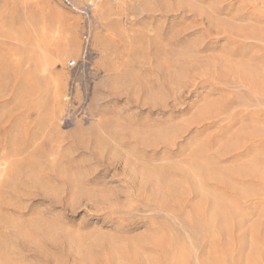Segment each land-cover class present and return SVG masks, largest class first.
Wrapping results in <instances>:
<instances>
[{"label":"rangeland","instance_id":"obj_1","mask_svg":"<svg viewBox=\"0 0 264 264\" xmlns=\"http://www.w3.org/2000/svg\"><path fill=\"white\" fill-rule=\"evenodd\" d=\"M66 1L0 0V264H264V0Z\"/></svg>","mask_w":264,"mask_h":264},{"label":"built area","instance_id":"obj_2","mask_svg":"<svg viewBox=\"0 0 264 264\" xmlns=\"http://www.w3.org/2000/svg\"><path fill=\"white\" fill-rule=\"evenodd\" d=\"M69 3V1H66ZM91 32L86 29L81 37V48L77 58L68 61V74L65 101L68 109L63 118V124L76 122L90 123L93 120L90 103L92 85L96 80L93 69L94 59Z\"/></svg>","mask_w":264,"mask_h":264},{"label":"bare ground","instance_id":"obj_3","mask_svg":"<svg viewBox=\"0 0 264 264\" xmlns=\"http://www.w3.org/2000/svg\"><path fill=\"white\" fill-rule=\"evenodd\" d=\"M69 32H70V34H69L68 37H66L65 42L63 43L62 49L55 55V58H54V60L52 62L53 65L55 64V62H58L59 64H61V61L66 57L67 53L74 46V42H73V39H72L73 29L71 28L69 30ZM97 38L99 39V36ZM97 38H96V40H97ZM87 132H88L87 129H80V128H78V129H74L73 131H71L69 133V135H72V136H75V137H83L84 135L87 134Z\"/></svg>","mask_w":264,"mask_h":264}]
</instances>
